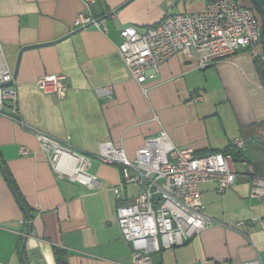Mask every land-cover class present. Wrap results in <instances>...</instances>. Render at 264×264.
Masks as SVG:
<instances>
[{
	"label": "crops",
	"instance_id": "1",
	"mask_svg": "<svg viewBox=\"0 0 264 264\" xmlns=\"http://www.w3.org/2000/svg\"><path fill=\"white\" fill-rule=\"evenodd\" d=\"M212 1L96 0L92 15L102 20L100 28L70 36L80 29L74 22L86 10L85 0H0V42L13 74L18 66L12 88L24 122L0 117V264H58V255L67 264H132L116 219L113 189L121 169L96 155L102 142L111 141L134 158L163 128L179 148L230 150L246 165L224 193L213 183L200 184L213 224L188 244L154 255L152 264H246L257 258L264 264V229L257 221L264 218V201L251 197L250 180L264 176L261 62L242 51L199 69L196 59L178 53L144 84V93L117 49L125 28L144 31L168 14L202 12ZM239 1L246 6L248 0ZM53 74L67 77L64 98L38 85ZM37 132L91 157L97 187L61 178ZM237 137L246 142L240 156L231 148ZM137 192L128 185V200Z\"/></svg>",
	"mask_w": 264,
	"mask_h": 264
},
{
	"label": "built area",
	"instance_id": "2",
	"mask_svg": "<svg viewBox=\"0 0 264 264\" xmlns=\"http://www.w3.org/2000/svg\"><path fill=\"white\" fill-rule=\"evenodd\" d=\"M95 3L96 0H85L86 10L75 20L76 28L89 24L100 28L102 21L92 15ZM258 15L256 9L243 6L239 0H213L202 12L168 14L144 31L134 26L125 28L117 49L144 93L148 91L144 84L156 79L161 66L178 53L188 60L196 59L198 68L204 69L244 51L261 62L264 74V18ZM66 80L63 74L46 75L38 85L46 94L64 98L69 91ZM13 82L14 74L6 65L0 42V117L22 122ZM37 138L61 178L90 189L97 187L96 178L90 173L91 157L72 151L47 134L37 132ZM231 148L240 156L246 142L237 137ZM20 152L29 153L25 148ZM96 158L121 169V183L113 189L116 219L123 240L131 248L132 264H152L154 255L184 246L210 227L213 221L204 212L200 184L213 183L219 193H224L236 182L238 167L246 165L243 159H235L230 150L199 154L193 148H179L164 128L156 136L146 138L134 158L111 141L100 144ZM250 180L251 197L264 201V176L253 175ZM128 185L138 188L130 201L126 194ZM257 221L264 229V218ZM246 264L263 262L257 258Z\"/></svg>",
	"mask_w": 264,
	"mask_h": 264
},
{
	"label": "water",
	"instance_id": "3",
	"mask_svg": "<svg viewBox=\"0 0 264 264\" xmlns=\"http://www.w3.org/2000/svg\"><path fill=\"white\" fill-rule=\"evenodd\" d=\"M259 3H260L261 6L264 8V0H259ZM97 21H98V22H101L102 20L99 19V20H97ZM91 26H94V24H89V25H87L86 27L80 28V29L76 30L75 32L71 33L70 36L76 34L77 32L83 30L84 28H89V27H91ZM262 36H263V35H262ZM68 37H69V36H68ZM20 55H21V53H20ZM19 59H20V56H19V58H18V61H19ZM17 71H18V66L16 67L15 72H14V79L16 78ZM15 194H16V193H15ZM16 196H17V198H18V200H19V202H20V199H19V197H18L17 194H16ZM22 207H23V206H22ZM23 210L25 211L28 225H30V224H31L30 216H29V214L27 213V211H26V209H25L24 207H23ZM29 233H30V229L27 231V235H28ZM23 262H24V264H25V260H24V259H23Z\"/></svg>",
	"mask_w": 264,
	"mask_h": 264
},
{
	"label": "rangeland",
	"instance_id": "4",
	"mask_svg": "<svg viewBox=\"0 0 264 264\" xmlns=\"http://www.w3.org/2000/svg\"><path fill=\"white\" fill-rule=\"evenodd\" d=\"M246 6H252L256 9V11L261 15H263V18H264V8L261 6L260 4V7L256 4L255 0H254V3L252 2V0H248L247 3L245 4Z\"/></svg>",
	"mask_w": 264,
	"mask_h": 264
},
{
	"label": "trees",
	"instance_id": "5",
	"mask_svg": "<svg viewBox=\"0 0 264 264\" xmlns=\"http://www.w3.org/2000/svg\"><path fill=\"white\" fill-rule=\"evenodd\" d=\"M256 4L260 7L259 0H255ZM261 8V7H260ZM15 185V184H14ZM58 264H67V261L65 258H63L61 255H58L57 257Z\"/></svg>",
	"mask_w": 264,
	"mask_h": 264
}]
</instances>
